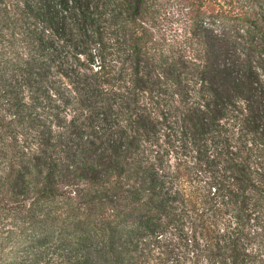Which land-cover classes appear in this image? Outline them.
Returning <instances> with one entry per match:
<instances>
[{"label":"trees","instance_id":"1","mask_svg":"<svg viewBox=\"0 0 264 264\" xmlns=\"http://www.w3.org/2000/svg\"><path fill=\"white\" fill-rule=\"evenodd\" d=\"M254 9L0 0V264H264Z\"/></svg>","mask_w":264,"mask_h":264},{"label":"rangeland","instance_id":"2","mask_svg":"<svg viewBox=\"0 0 264 264\" xmlns=\"http://www.w3.org/2000/svg\"><path fill=\"white\" fill-rule=\"evenodd\" d=\"M215 4L223 6L227 14L232 13L237 9H249L254 6V11L258 12V15L264 20V0H209ZM264 27V23H263ZM264 31V30H263Z\"/></svg>","mask_w":264,"mask_h":264}]
</instances>
